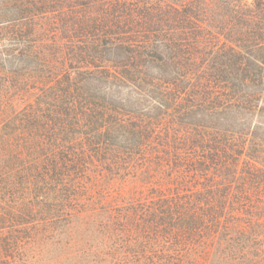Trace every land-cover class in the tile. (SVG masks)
I'll list each match as a JSON object with an SVG mask.
<instances>
[{
	"label": "trees",
	"instance_id": "obj_1",
	"mask_svg": "<svg viewBox=\"0 0 264 264\" xmlns=\"http://www.w3.org/2000/svg\"><path fill=\"white\" fill-rule=\"evenodd\" d=\"M0 264H264V0H0Z\"/></svg>",
	"mask_w": 264,
	"mask_h": 264
}]
</instances>
